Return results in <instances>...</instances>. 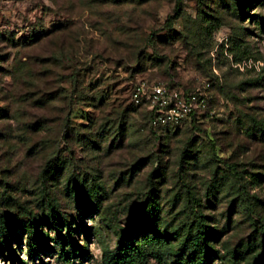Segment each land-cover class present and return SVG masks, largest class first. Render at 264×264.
Masks as SVG:
<instances>
[{
	"label": "rangeland",
	"instance_id": "obj_1",
	"mask_svg": "<svg viewBox=\"0 0 264 264\" xmlns=\"http://www.w3.org/2000/svg\"><path fill=\"white\" fill-rule=\"evenodd\" d=\"M245 2L180 0L175 17L178 0H0V211L17 227V252L0 248V264H103L137 207L146 228L130 241L161 230L172 247L151 264L192 255L194 211L213 248L201 264H254L264 0ZM139 81L205 88L207 107L153 127L147 104L132 100ZM36 220L45 245L31 254ZM54 220L82 251L62 245Z\"/></svg>",
	"mask_w": 264,
	"mask_h": 264
},
{
	"label": "trees",
	"instance_id": "obj_2",
	"mask_svg": "<svg viewBox=\"0 0 264 264\" xmlns=\"http://www.w3.org/2000/svg\"><path fill=\"white\" fill-rule=\"evenodd\" d=\"M180 0L175 6V17L179 16L181 8L179 4ZM236 6L239 10L242 11L246 2L245 0H235ZM198 114L193 115L195 117ZM168 125H175V124H167L163 125V127ZM232 170V173L236 175L234 170V166H229ZM239 195L243 198L246 208L253 212V207L250 202L246 199V191L243 187L239 189ZM142 210L140 207H137L133 214L129 218V223L127 227V232L125 233V237H122L120 241L117 243V246L113 250H104L103 252V264H151L149 258L157 257L158 251L160 248L167 247L168 249H172V247L167 245L162 239L164 237L168 238L169 236H163L164 232L161 230H156L154 234L159 236L155 238L153 235L142 236V232L139 234L141 238L140 240L130 241L128 234H138L139 231L145 230L146 226L140 223V219L142 218ZM194 218H195V226L193 231L190 232V237L188 239V248L191 250L192 255L189 256L187 259L180 261V264H201L203 261L207 259L210 253L213 251L212 246L209 243L208 232L207 228L205 227L202 216L199 212L194 211ZM260 226L259 230L261 233V249L255 257L254 264H264V219L259 217ZM39 220L32 222L31 225L26 228L29 234V252L31 254L37 253L40 254L42 247L41 245H45V238L44 235L38 230L37 225L39 224ZM53 226L59 230L61 235L62 245L69 242L73 245L75 250H79V247L73 234L69 231V236H63L62 230L59 229L61 226L56 220L52 222ZM65 228L71 230V226L68 223H63ZM16 226H12L10 222L7 221L5 215L2 211H0V248L8 252L9 256L12 257L15 252H17L16 248L14 247L13 241L16 238L15 229ZM153 229H156L154 227ZM158 229V228H157ZM157 232V233H156ZM63 236V237H62ZM69 237V238H68ZM162 237V239H161ZM160 247V248H159ZM157 249V250H156ZM82 251V249H80ZM155 250L157 252H155ZM21 264H29L24 260H20Z\"/></svg>",
	"mask_w": 264,
	"mask_h": 264
},
{
	"label": "built area",
	"instance_id": "obj_3",
	"mask_svg": "<svg viewBox=\"0 0 264 264\" xmlns=\"http://www.w3.org/2000/svg\"><path fill=\"white\" fill-rule=\"evenodd\" d=\"M131 96L134 103L147 104L153 127L182 123L208 104L205 88L186 91L160 82L139 81Z\"/></svg>",
	"mask_w": 264,
	"mask_h": 264
}]
</instances>
